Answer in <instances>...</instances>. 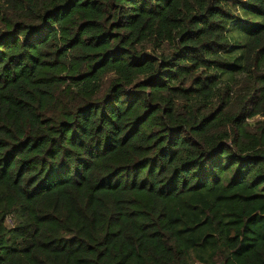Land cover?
Returning a JSON list of instances; mask_svg holds the SVG:
<instances>
[{
    "label": "trees",
    "instance_id": "trees-1",
    "mask_svg": "<svg viewBox=\"0 0 264 264\" xmlns=\"http://www.w3.org/2000/svg\"><path fill=\"white\" fill-rule=\"evenodd\" d=\"M0 264H264V0H0Z\"/></svg>",
    "mask_w": 264,
    "mask_h": 264
},
{
    "label": "rangeland",
    "instance_id": "rangeland-1",
    "mask_svg": "<svg viewBox=\"0 0 264 264\" xmlns=\"http://www.w3.org/2000/svg\"><path fill=\"white\" fill-rule=\"evenodd\" d=\"M239 21L231 25L229 29V38L231 39L233 49L227 55L228 60L234 61L240 57L242 53L243 46L245 45L248 35L251 22L247 21V17L243 14V11L238 17Z\"/></svg>",
    "mask_w": 264,
    "mask_h": 264
}]
</instances>
